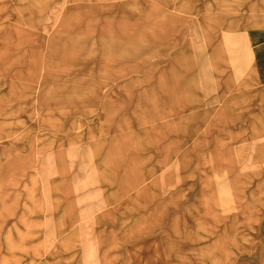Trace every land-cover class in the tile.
Listing matches in <instances>:
<instances>
[{"label": "rangeland", "instance_id": "1", "mask_svg": "<svg viewBox=\"0 0 264 264\" xmlns=\"http://www.w3.org/2000/svg\"><path fill=\"white\" fill-rule=\"evenodd\" d=\"M201 8L196 7L195 11ZM143 13L144 25L151 30L159 15L153 13L152 5L146 0H0V102H3L0 103V225L7 228L18 224L24 216L31 224L44 223L48 215L34 206L44 201V170L41 169H45L47 179L57 185L61 181L60 163L68 169L67 182L73 190L63 199L64 207L92 210L97 205L101 173L91 147L75 151L55 147L67 136L80 132L78 127L73 129L70 126L73 122L77 126L81 118L73 115L71 121L66 119L65 131L61 135L50 128L40 129L37 111L44 94L40 89L49 91L48 106L54 112L57 101L67 98L74 89L94 86L98 106L95 119L89 123L91 127L102 123L106 104L111 102L120 106L117 116H124L125 100L121 96L129 91L133 98L129 99L132 106L127 111L139 123L141 117L149 118L146 105L141 104L142 83L147 94L148 87L156 86L158 82L166 85L175 75L180 81L182 102L195 103L198 115L205 111L212 113L210 119L193 120L196 127L191 140L182 144L181 135L179 160L190 156L191 168L196 175L189 177L188 171L180 174L183 180L180 218L189 220V210L193 209L196 214L199 205L203 213L210 214L203 220L205 232L201 236L206 237L201 240V248L219 251L224 238L227 241L238 239L236 264H250L248 261L253 259L264 261V152L261 153V147H238L248 142L247 137L256 119L221 122L223 106L217 93L216 77L213 71L205 70L210 68L206 67L209 50L202 47V13L198 11L169 20L172 30H179L177 37L171 35L169 43H180L165 56L140 64L144 58L140 47L143 27L140 16ZM224 41L230 65L227 75L236 81L237 89L239 81L255 64L252 45L242 36H229ZM122 56L134 60L119 61ZM176 56H181L180 62L191 67L187 69L183 64L175 63ZM45 75L53 76L56 81L47 82L43 79ZM34 76L36 81H32ZM77 80L82 81L80 88L74 84ZM64 84L73 87L65 89ZM12 87L22 92L21 100L14 104L9 102ZM138 108L139 114L136 112ZM188 111V107L182 109L183 113ZM112 115H115L114 109ZM48 118L47 114L42 117L44 121ZM212 124L214 129L209 131L208 137L204 136V128ZM38 139L42 141L41 147H36ZM223 146L229 149L232 157H227L225 166L220 169L212 157L220 154ZM36 150L42 151L38 160L34 157ZM58 154H61L60 161ZM142 154L141 160L146 164L154 159L153 153L151 161H144L145 152ZM102 155L106 173L112 175L117 168L113 165L118 162L107 151L101 150ZM17 158L26 162L25 168L12 169L10 163L14 162L10 161ZM249 164L263 173L258 182V204L253 201L248 204L247 195L243 193V180L239 179ZM37 174L39 182L34 187L32 180ZM32 187L38 202L35 204L28 196ZM53 200L58 201L55 195L51 198ZM246 203L249 210L245 212ZM26 208L36 209L27 213ZM14 249L19 251L20 247Z\"/></svg>", "mask_w": 264, "mask_h": 264}, {"label": "crops", "instance_id": "2", "mask_svg": "<svg viewBox=\"0 0 264 264\" xmlns=\"http://www.w3.org/2000/svg\"><path fill=\"white\" fill-rule=\"evenodd\" d=\"M196 7H202L197 11L203 10L204 24L211 18L219 20L221 40L242 36L252 45L255 64L250 68H255L257 76L247 82L239 81L238 87L242 90L232 99L221 102V119H264V0H196ZM147 89L146 94L142 83L141 104L146 105L150 121L147 135L140 130L146 118L141 117L139 123L138 119H133L128 112L131 97H127L125 91L121 96L125 100L123 118L117 116L120 107L117 102L106 104L104 120L93 126L92 144L77 131L55 146L65 147L67 151L101 147L102 152H109L118 162L113 165L117 168L112 175L105 171L100 177L97 207L92 210L63 207L59 213L60 223H33L27 228L21 224L7 228L0 225L3 233L0 235V264L170 263L169 258L166 259L170 253L162 254L160 250L166 245L169 250L175 246L178 249L180 245L175 222L178 227L181 120L210 119L212 113L205 111L198 115L195 103L182 102L180 81L175 75L166 85L158 82ZM187 107L189 111L184 113L188 116L182 115V109ZM142 147H154V159L149 164L141 160ZM102 158L100 154L101 161Z\"/></svg>", "mask_w": 264, "mask_h": 264}, {"label": "bare ground", "instance_id": "3", "mask_svg": "<svg viewBox=\"0 0 264 264\" xmlns=\"http://www.w3.org/2000/svg\"><path fill=\"white\" fill-rule=\"evenodd\" d=\"M152 5L153 13L159 15V20L155 23L153 28L151 30L147 29L145 24V15L144 13L141 14V22L143 23V27H141L140 31V47L142 51V55L144 58L141 60L140 64L146 63L149 59H154L158 57L165 56L169 51H171L174 46H177L180 42L175 41L173 43H169V39L171 38V35L174 34L178 35L179 30L173 31V26H169V20H172L173 18L181 17L182 15H192L197 13L198 11H195L196 9V0H146ZM202 13L201 19L203 20L204 24V14L203 10L199 11ZM210 11L206 15V17L209 18ZM209 15V16H208ZM218 23L219 20H216L214 18H211L207 24H204V28L202 29V47L209 50L208 59L206 62V67L213 71V75L216 77L214 80L216 81V84H218V94L221 97V101L232 99L237 95V91H241L242 89L238 87L236 89L235 83L236 81L233 80L232 76L227 75V72L229 71V60L225 53V41L221 40L220 34L218 32ZM128 25V24H127ZM128 29L130 27H127ZM230 28V27H229ZM220 37V38H219ZM225 43V44H224ZM211 50V51H210ZM181 56H176L174 60L175 63H181L183 64L184 68L189 69L191 66L190 64H187L186 62H180ZM119 61H131L134 60L133 58H129L127 56H122L118 59ZM185 60V59H184ZM138 60H136L137 62ZM139 64V63H136ZM131 65V64H130ZM209 74H207L208 76ZM257 76V72H255V68H250L248 72L246 73L244 77V82H247L253 77ZM227 77V78H226ZM225 78V79H224ZM47 82H55L56 79L53 76L45 75L44 78ZM37 78L34 76L32 77V81H36ZM105 80H107L105 78ZM32 83V82H31ZM75 86L79 87L82 84L81 80L75 81ZM64 88L68 89V86L70 84H64ZM92 88H86L84 90H77L74 89L70 95H68L67 98L61 99L57 101V107L54 109L53 112L49 106H48V90L40 89V92L42 90L43 98L40 99V106L38 108V114L40 118H38V126L40 129L44 128H50L52 132H54L57 135H61L64 130V121L68 119L67 121H71L70 117L74 115V117L79 116L81 119L79 124L76 126L75 122H73L70 126V128H77L80 131L79 134L81 137H84L90 141V143H93V127L89 126V123L93 122V120L96 117V109L98 106V93L97 89ZM22 92L18 91L15 87H12L9 92L10 97V104L18 103L22 98ZM127 97L133 98V95L130 94V92H127ZM235 101V100H232ZM3 103V102H0ZM20 107H18L19 109ZM226 109V107H224ZM262 110L264 111V95H263V101H262ZM136 112L139 114L140 110L139 108L136 110ZM47 114L49 116L47 121H44L42 119L43 115ZM72 118V117H71ZM146 117H144L145 119ZM145 126L141 128V134L147 135L149 132V128L147 127V123L150 122L147 120V118L144 120ZM221 122L225 123H234L235 120H222ZM188 126L190 128H188ZM209 126V125H208ZM204 128V131L202 132L204 136L208 137L209 131L214 129L213 124L209 127ZM196 127V124H194L193 120L189 121H181V135H182V144L186 143L187 140H191L194 129ZM97 135V134H95ZM239 135L238 137H240ZM238 137L236 139H238ZM248 142L243 143L239 147H261V153L264 152V119L256 120L253 123V126L251 127L250 135L247 137ZM36 147H41V140H36ZM250 142L249 145H247ZM193 144V143H192ZM97 145V144H96ZM34 147V146H33ZM222 149V152L220 154L213 155V163L218 168H223L226 163L227 157H232L231 153L229 152V149H227L225 146ZM192 149L194 147H191ZM91 151L93 154V157L96 160V166L101 175H104V172L106 171V167L102 163V161L99 159V156L101 154V147H91ZM142 149L145 152V156L143 159L144 161H151L153 159V152L151 151L154 149V147H142ZM42 151L36 150L34 153V157L38 158L40 157V154ZM242 154V152H241ZM59 155V161L61 159V154ZM10 162L12 169H22L25 168L26 162L24 160L21 161L20 158H17L16 161L13 159ZM105 162V161H104ZM29 163L32 165L31 168H33V160L30 159ZM192 161L191 157L189 156V159L182 157L181 162L179 165V171L182 175L183 173H187L189 177H194L196 173L192 170ZM253 164L247 165V168L239 176V179L243 180L244 184V195H247V202L253 201L258 204L259 200L257 198L259 197L260 189L258 186L259 180L262 179L263 173L260 171H257L253 168ZM236 168V165H234L233 169ZM39 169V168H38ZM43 171V197L44 201L40 204L35 200V193L33 191V188L38 185L39 179L38 174L36 177L32 180V184L34 187L29 189L28 196L32 202H34V206L36 208H39L41 212H44V214L48 215L44 223H60V216L59 213L64 207L63 199L71 195L73 192L72 187L70 183L67 182V174L68 169L65 165L60 163L59 168V174H61V181L57 185L54 181H50L46 177V170L41 169ZM45 175V176H44ZM41 177V176H40ZM183 183V180L181 181ZM3 195V194H2ZM56 196L58 201H51V198L53 196ZM245 203V202H244ZM247 203L244 204L245 212L248 211L247 209ZM32 206V207H34ZM192 207V206H191ZM36 208H29L25 209V212L33 211ZM198 212L196 214H193V209L189 210L190 218L189 220L185 221L184 218H180V222L177 227V222H175V228H178L179 230V239H180V245L177 249V246H175V249H170L166 245L165 247L160 250L162 254H168L170 256H166V259L169 258V262L167 264H236L237 258L236 255L239 254L236 247H238L239 240L234 239L232 241H227V239H223L222 242H220V248L219 251H210L209 249L201 248V240H203L205 237L201 236L202 232L204 231L203 228V220L210 216L208 212L203 213V210H200L201 207L198 205L197 207ZM200 210V211H199ZM12 211V208L11 210ZM1 213V209H0ZM58 214L55 216H50L49 214ZM18 224L29 226L31 223H29L26 216L19 219ZM177 230H175L176 232ZM177 235V232L175 233ZM203 238V239H202ZM172 250V251H171ZM165 258V257H164ZM248 263L250 264H264L263 260H249Z\"/></svg>", "mask_w": 264, "mask_h": 264}]
</instances>
